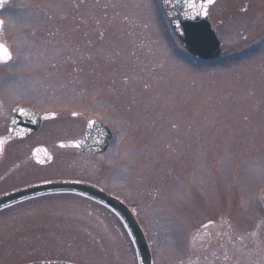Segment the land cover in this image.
I'll return each instance as SVG.
<instances>
[{
    "label": "rangeland",
    "instance_id": "obj_1",
    "mask_svg": "<svg viewBox=\"0 0 264 264\" xmlns=\"http://www.w3.org/2000/svg\"><path fill=\"white\" fill-rule=\"evenodd\" d=\"M209 16L221 51L203 61L174 37L158 0L4 4L0 43L12 58L0 64V132L19 99L59 113L7 145L0 191L104 174V189L134 209L153 264H264V0H217ZM89 117L113 131L104 153L56 146ZM39 143L53 153L46 166L30 157ZM51 258L137 264L114 211L82 195L0 210V264Z\"/></svg>",
    "mask_w": 264,
    "mask_h": 264
},
{
    "label": "water",
    "instance_id": "obj_2",
    "mask_svg": "<svg viewBox=\"0 0 264 264\" xmlns=\"http://www.w3.org/2000/svg\"><path fill=\"white\" fill-rule=\"evenodd\" d=\"M171 28L187 51L200 59H213L219 56L221 42L212 28L208 8L216 0H159ZM0 56L7 59L8 52L0 45ZM104 128V129H102ZM101 130V131H100ZM100 131V133H98ZM111 140L110 129L95 120H90L84 135L71 142L84 152H99L106 149ZM34 157L41 163L50 161V155L41 148L34 150ZM53 190H74L94 197L116 211L126 223L133 238L138 264H151L148 244L138 223L129 208L118 198L103 192L87 183L76 181H51L30 185L0 195V207L29 196ZM26 264H73L64 261H38Z\"/></svg>",
    "mask_w": 264,
    "mask_h": 264
},
{
    "label": "flooded vegetation",
    "instance_id": "obj_3",
    "mask_svg": "<svg viewBox=\"0 0 264 264\" xmlns=\"http://www.w3.org/2000/svg\"><path fill=\"white\" fill-rule=\"evenodd\" d=\"M8 1H10V0H0V9ZM10 61L11 60H9L7 62H1L0 61V64L9 63ZM0 94L2 96V99H4L5 98V95H4L5 93L4 94L0 93ZM19 101L21 103L20 102H14L10 106L9 111L7 113V117H6L7 119L5 121V127L0 132V146H1L0 160L3 158V156H4L5 152H6V149H7L6 147H7V145L10 142L20 141V140H24V139L36 136L40 132V130L42 129L44 123L47 122V121H51L59 113V112L55 113V111H53V110H48V111L42 110L40 107H37L35 105H31V104H27V103H25V101H22L20 99H19ZM18 106L23 107V108L16 109V107H18ZM28 108H33V110H30ZM70 116L73 117V118L78 117V115L76 113H71ZM89 118L86 119V121H85L84 125L82 126L81 131L79 133H77L73 138H70L67 141H63V140L57 141L56 142V146L58 148H60V149L73 150L76 153L81 154V155H85V156H96V155H100V154L104 153V152L96 153V154L84 153V152H81L80 150H78V149H76V148H74V147H72L70 145L71 141H73V140H75V139H77V138L82 136L83 131L85 129L86 122H87V120ZM12 123H14V126H15L14 128L15 129H12V131H10L9 130V126ZM36 125H37V129L35 131H32L33 127L36 126ZM24 133H26V134L22 135L20 137H14L13 136V134L19 135V134H24ZM39 145H43V144L39 143V144L34 145L31 148V152L36 146H39ZM43 146H45V145H43ZM47 149L52 154V159H53V153H52L51 149L48 148V147H47ZM31 152H30V157L32 159V162H34L35 164H37L39 166H46V165H42V164H39V163L35 162L33 160L32 156H31ZM103 179H104V174L100 175L99 178H95V179H87V178H83V177H80V176L49 177V178H44V179H39V180L27 182V183H24V184L15 186V187H11L9 189L0 191V194H2L4 192H7V191H10V190H13V189H16V188H19V187H22V186L27 185V184L37 183V182H44V181H51V180L83 181V182H88L90 184H93V185L99 187L100 189L104 190V185L101 184V181ZM60 193H73V194L80 195V194L75 193V192L59 191V192L44 193V194H41L40 196L47 195V194H60ZM91 200H93V199H91ZM93 201H95V200H93ZM98 203H100V202H98ZM100 204L103 205L102 203H100Z\"/></svg>",
    "mask_w": 264,
    "mask_h": 264
}]
</instances>
